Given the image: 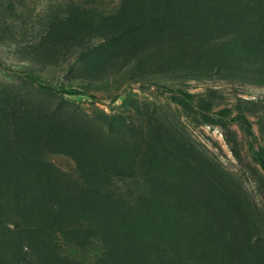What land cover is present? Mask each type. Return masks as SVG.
Listing matches in <instances>:
<instances>
[{"label":"rangeland","instance_id":"obj_1","mask_svg":"<svg viewBox=\"0 0 264 264\" xmlns=\"http://www.w3.org/2000/svg\"><path fill=\"white\" fill-rule=\"evenodd\" d=\"M13 3L26 13L0 15V264H95L151 199L223 264H264V62L205 26L224 5Z\"/></svg>","mask_w":264,"mask_h":264},{"label":"trees","instance_id":"obj_2","mask_svg":"<svg viewBox=\"0 0 264 264\" xmlns=\"http://www.w3.org/2000/svg\"><path fill=\"white\" fill-rule=\"evenodd\" d=\"M14 0H0V15L6 14L8 18H12L18 13V16L25 15L26 12L20 11L13 3ZM216 4L222 3L221 10L224 13L216 15L212 13L213 7L209 8L210 12L204 19L205 26L212 33L217 34V26L228 28L234 33V45L240 47L250 56H254V52L262 56L264 62V0H215ZM221 16V17H220ZM224 31L220 30L219 34ZM37 85L46 91L57 93L73 94L76 90L70 88L51 85L50 83L36 80ZM246 120V119H245ZM256 158L264 169V147H259L255 152ZM144 205V206H142ZM137 208L131 207L124 210V214L129 218L142 216L143 221L138 224L136 221L128 223V234L137 233L136 236H130L124 240H117L115 237L106 241L104 251L100 252L96 257L95 264H223L220 257L208 255L207 252L213 248V238L207 232H203L201 228L195 230L194 234L185 235V222L180 221L174 215L161 218L162 207L155 206V200L147 201ZM173 230V233H167ZM144 233L143 235H141ZM164 238L160 237V234ZM184 240L187 248L183 249L178 242ZM194 243L192 247L191 243ZM198 250H195V248ZM163 249L167 251L161 252ZM181 249L188 253L191 262H186L181 256L175 252ZM192 249V251H191ZM189 250V251H187ZM68 263L82 264V262L72 261L66 257Z\"/></svg>","mask_w":264,"mask_h":264}]
</instances>
